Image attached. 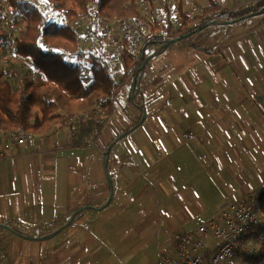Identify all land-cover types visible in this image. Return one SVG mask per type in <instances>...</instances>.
<instances>
[{"label":"crops","instance_id":"1","mask_svg":"<svg viewBox=\"0 0 264 264\" xmlns=\"http://www.w3.org/2000/svg\"><path fill=\"white\" fill-rule=\"evenodd\" d=\"M240 4L251 13L211 24L225 33L212 44L152 58L99 134L0 136V264H154L264 191V30L257 45L235 34L264 0Z\"/></svg>","mask_w":264,"mask_h":264},{"label":"trees","instance_id":"2","mask_svg":"<svg viewBox=\"0 0 264 264\" xmlns=\"http://www.w3.org/2000/svg\"><path fill=\"white\" fill-rule=\"evenodd\" d=\"M2 1L10 4V15L15 20L19 15L26 21V28L16 36L15 52L30 62L34 73L11 84L3 81L0 69V136L9 137L23 131L31 137L45 138L67 127L71 131L90 129L97 133L100 127L97 121L110 118L124 88L128 93H134L141 84L140 75L144 70L140 68L151 55L146 51L156 53L162 45L149 44L139 63L125 47L122 78L113 80L102 58L82 51L75 26L82 21L93 24L92 11L96 16L116 20L120 26L144 20L139 4L143 2L157 9L159 5L155 0H44L47 4L44 11L28 2ZM183 1L176 5L175 12L166 10V19L171 14L177 18L175 38L188 34L190 37L213 22H238L251 13L234 16L233 11H222L220 0H196L201 4L202 12L191 13ZM149 27L154 32L161 28L153 22L147 24ZM147 28L143 34H147ZM162 29L173 31L168 23ZM0 35L5 36V31H0ZM63 59L71 69L64 74L60 69ZM84 72L90 81L86 90ZM134 79L137 81L135 86ZM252 209L264 219V191L256 194ZM253 247L257 250L254 256L257 263L264 258V241H254Z\"/></svg>","mask_w":264,"mask_h":264},{"label":"built area","instance_id":"3","mask_svg":"<svg viewBox=\"0 0 264 264\" xmlns=\"http://www.w3.org/2000/svg\"><path fill=\"white\" fill-rule=\"evenodd\" d=\"M17 2H28L44 11L47 4L44 0H16ZM158 8L141 2V9L144 20L138 19L131 23L118 25L116 20L111 21L105 17L96 16L92 11L93 24L87 23L85 31L79 37L82 51L99 56L106 63L110 77L113 80L120 78L123 74V56L121 49L126 47L136 63H139L143 56V46L149 39L155 38L157 32L147 28L149 22L163 28L166 24L175 19L171 14L166 19V10L172 11L177 0H155ZM194 9V8H193ZM199 12L191 13H201ZM24 23V22H23ZM90 24V25H88ZM146 27H144V25ZM88 25V27H87ZM10 15V4L0 2V31H5V36L0 35V69L2 70L3 81L17 84L28 74L34 73L30 62L15 52L16 35L25 28L20 27ZM176 22L173 24V31H163L165 36L175 32ZM147 28V34L143 30ZM113 36V38H111ZM124 40L120 43L119 39ZM154 42L155 39H153ZM72 62V59H67ZM122 78V77H121ZM116 92L114 93V95ZM105 120H98L102 125ZM9 137L18 145L24 144L31 136L21 131L10 134ZM251 233V244H248L249 258H254L257 250L253 242L264 241V219L260 218L254 210L240 203L229 205L216 219L201 223L195 231L180 234L175 243L174 255L158 257L154 264H229V260L241 244L243 233ZM208 241L213 242L209 247ZM246 244V245H247ZM258 264H264V258Z\"/></svg>","mask_w":264,"mask_h":264},{"label":"rangeland","instance_id":"4","mask_svg":"<svg viewBox=\"0 0 264 264\" xmlns=\"http://www.w3.org/2000/svg\"><path fill=\"white\" fill-rule=\"evenodd\" d=\"M180 1L181 0H177V2L174 4L175 8L172 10L173 12H175L176 5H178V3ZM242 1H245V0H220L221 6H222V11L229 12V11H234L236 9L238 11V9H240V11L243 12L245 6H243V5L240 4ZM183 4H184L185 7L189 8L191 12L192 11L193 12H199L201 10V8H202V6H200L201 4L198 1H196V0H184L183 1ZM16 16H18V19H16L15 22L18 25H21L20 27H23L25 25V28H26V21L23 20V18H21V16H19V15H16ZM236 16H238V15H236ZM111 21H114V20H111ZM259 21H261L260 27H258V25H257V23H259ZM175 22L177 24V18L172 19L169 22V25L173 26V24H175ZM86 24L87 23L85 21H82L81 24H77L75 26L74 30L78 32V36H80L81 33H83L85 31L86 28H84V26ZM245 24L247 25V27L244 28V29H247L246 32L244 33L243 32V29H242V30L236 31L235 34L239 37V39H241V43L243 42V40L249 39V41L251 42V44L254 43L255 45H257L258 43H257V40H256V32H257L256 30H260V31H263L264 30V17L262 19L261 18L260 19L254 18L253 20H248V21H246ZM88 25H90V24H88ZM88 25H87V27H88ZM24 29L21 30V31H19L17 33V35L21 34L24 31ZM163 31L164 30L162 28H159L158 31H157V35L155 36V38L149 39V40H147L145 42V44L143 46V53H144L145 48L149 44H151V43L154 44V40L153 39H155V41H156L155 43L162 44V45H164L166 42H168L170 40L175 39V37H174L175 34H176L175 32L171 36H170V34L172 32L169 33L167 36H165V34H164ZM249 33H252V37H253L254 41L251 40V38L249 37ZM219 34H225V33H221L220 32V29H216V27H214L213 25H211V26L209 25L204 31L199 32L197 34H194V35H192L190 37L188 36V37H186L184 39H181L180 41H178V42H176L174 44H171L172 46L169 45L167 48H170L171 50H174L177 47H180L183 50L186 49V48H191V47H199V48H201L202 44H206V45L212 44L215 40H217L216 36H218ZM262 34H263V32H262ZM223 36H225V35H223ZM111 38H113V36H111ZM118 39H119V42L120 43H124V40H122L120 38H118ZM161 46L157 50L156 53L155 52L150 53L151 52L150 50H147L146 53L148 55L149 54H151V55L154 54L153 57H152V58H154V57H156L157 55H159L160 53H162V51H164L166 49V48L161 49ZM124 48L125 47L123 46L122 49H121V52H122V56L123 57L125 55V49ZM173 56H177V55H173ZM63 62L60 63L61 64L60 65V69H61L62 73L64 74V73H66V71H69L71 69L65 63L64 59H63ZM147 63H146V65H147ZM145 67H144L143 70H145ZM81 80H82V78H81ZM83 82H84V90H86L88 88V86H89V82L90 81H89V77H88L87 73H85V72L83 73ZM133 83H134V86L137 84L136 79H134ZM125 92H129V91L126 90ZM129 94H131V99H134V97H132V95H134V93H132V91H131V93H129ZM121 95H122V92L120 93L119 98L121 97ZM112 110H113V108H112ZM111 116H110V118H111ZM110 118L108 117L106 119H103L105 121H104V123L102 125H100L99 131L102 130L108 124V121H109ZM99 120H101V119H99ZM139 122H140V120L137 121V124H139ZM99 131L97 132L98 134H99ZM126 134L127 133L124 132L121 135H119V137L116 138V139H119L120 137L122 138ZM238 203H240V204H242V205H244V206H246L248 208H251L252 207V203L249 200H233V201H228V202L225 203V205L221 208V210L216 215L209 217L204 222H208V221H211L213 219H216L229 205H231V204H238ZM204 222H202V223H204ZM196 228L193 229V230H191V231H188V233H191V232L195 231ZM184 233H187V232H184ZM240 240L242 242H244L245 244H241L240 248H238L236 250V252L234 253L233 257L229 260V264H258L259 261L256 263V261L254 260L253 257L252 258H249L248 257L250 254H249V250H248L247 247H248V244H251V233L250 232L243 233L241 235V237H240ZM247 242H248V244H247ZM208 245H209V247H212L213 246V242L212 241H208ZM131 264H143V260H140L139 258H136V260L134 262H131Z\"/></svg>","mask_w":264,"mask_h":264},{"label":"water","instance_id":"5","mask_svg":"<svg viewBox=\"0 0 264 264\" xmlns=\"http://www.w3.org/2000/svg\"><path fill=\"white\" fill-rule=\"evenodd\" d=\"M263 11V10H262ZM261 11V12H262ZM260 12V13H261ZM214 23H216V22H213V24ZM200 30H198L197 32H199ZM202 31V30H201ZM194 32H192L191 34H193ZM190 34H188V35H186V36H183V37H179V38H175V39H173V40H170V41H168V42H166L164 45H162L161 46V49H164V48H167L169 45H171V44H174V43H176V42H178V41H180L181 39H184V38H186V37H188ZM153 55L154 54H152L151 56H149L148 58H146V60L143 62V64H142V66H141V68H140V70L142 71L143 69H144V67L146 66V63L153 57ZM74 217V214L71 216V218H70V220H69V222L71 221V219ZM58 232L56 231V232H54L53 234H51L49 237H54L56 234H57Z\"/></svg>","mask_w":264,"mask_h":264}]
</instances>
